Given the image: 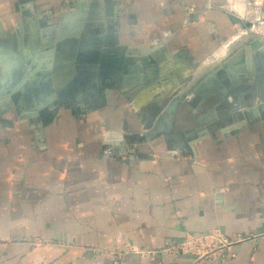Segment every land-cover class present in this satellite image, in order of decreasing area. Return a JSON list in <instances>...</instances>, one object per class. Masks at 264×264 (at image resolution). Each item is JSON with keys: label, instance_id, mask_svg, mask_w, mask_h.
Listing matches in <instances>:
<instances>
[{"label": "crops", "instance_id": "obj_1", "mask_svg": "<svg viewBox=\"0 0 264 264\" xmlns=\"http://www.w3.org/2000/svg\"><path fill=\"white\" fill-rule=\"evenodd\" d=\"M0 23V264H264V237L218 263L128 250L264 234V54L245 49L264 41V4L0 0ZM67 41L103 43L85 88L106 90L103 110L53 113L82 98ZM34 83L50 95L29 100Z\"/></svg>", "mask_w": 264, "mask_h": 264}, {"label": "rangeland", "instance_id": "obj_2", "mask_svg": "<svg viewBox=\"0 0 264 264\" xmlns=\"http://www.w3.org/2000/svg\"><path fill=\"white\" fill-rule=\"evenodd\" d=\"M245 35H246V33L243 34V36H245ZM102 46H103L102 42H96V43L91 42V43H89V42L85 41V42H82L80 44V47H78L72 41L66 42L65 48L63 49V54H64L65 59L68 58L67 56H72L74 51L80 50L78 53V56L76 57L75 60L82 62V64L77 68L79 71L81 79L79 80V83L77 84V87H76L77 91H76L75 97H77V96L81 97L82 96V98H81V101L79 103L75 102V103H73V105H71V103L61 105L62 102L67 103L66 99H68V93H64L63 95L59 96L60 99H62L63 101L62 102L60 101L59 105L57 104L53 113L58 114L59 112H62V111L64 112V110L65 111L68 110L69 112H74L78 115V114H83V113L89 114L90 112H97V111L104 109V106L106 105V103L108 101V96H109L107 94L106 90L104 88H100V87H96V89L92 88L88 91L85 89V88H87L88 82H89L88 81V77H89L88 73L91 72V77L94 76L96 72H99L100 65H103L102 64V62H103L102 55L103 54L101 53V54H99V56L97 55L96 59L95 58L89 59V60L83 59V58L89 56V51H93V50L101 51ZM92 63H96V64L92 65ZM116 89L119 90V88H116ZM138 91H139L138 89H132V90L125 91L123 94H122V92L121 93L118 92V94L116 96L114 95V97L118 100H120V99L122 100V98H124L125 101L132 102L134 96L136 95V93ZM84 92L86 94H84ZM172 94H174V91H172V90H167V91H164L163 93H161L162 104H161V108H159V109L156 108L157 112H158V110L164 108L165 101H168V99L171 97ZM184 94L180 95V96H184ZM118 102L119 101H117V103ZM170 104L167 106V110H169L168 107L170 106ZM212 228H218V227H212ZM209 229H211V228H209ZM224 233L233 239L234 238H236V239L241 238L242 239L241 241L236 242L234 245L241 243V242L249 241V240H257L258 241L259 239L264 237V234L244 235L241 233H236L234 235H231V234L227 233L226 231H224ZM234 245L232 246V248L226 249V251L224 253V257L222 258V260L226 259L232 255V250H233ZM166 254H171V253H166ZM182 254H184V253H182ZM185 254H191V253H185ZM191 255H193L195 257L196 263H203V262L207 263L210 261V259H216L215 255H214V256L207 258V259L197 260V258H198L197 255H195V254H191ZM216 263H218L217 260H216Z\"/></svg>", "mask_w": 264, "mask_h": 264}, {"label": "built area", "instance_id": "obj_3", "mask_svg": "<svg viewBox=\"0 0 264 264\" xmlns=\"http://www.w3.org/2000/svg\"><path fill=\"white\" fill-rule=\"evenodd\" d=\"M255 5L264 4V0H252ZM188 12L194 13L195 7L188 6ZM241 238H231L227 236L221 228H211L199 233H189L182 240H167L158 249H143L141 247L130 246L129 251L148 255L152 258L156 254H182L191 253L197 255V260H203L215 255L217 261L224 257L226 249L241 241Z\"/></svg>", "mask_w": 264, "mask_h": 264}, {"label": "water", "instance_id": "obj_4", "mask_svg": "<svg viewBox=\"0 0 264 264\" xmlns=\"http://www.w3.org/2000/svg\"><path fill=\"white\" fill-rule=\"evenodd\" d=\"M230 20L234 24H241L243 28L251 27L253 23L251 21H244L240 16L236 15L235 13H229L228 14ZM0 31H3L2 25L0 23ZM246 51L248 52L249 55L253 53L254 50H258L260 53L264 54V41L261 40H256L247 43L246 45ZM25 60V59H24ZM177 107L174 108L176 110Z\"/></svg>", "mask_w": 264, "mask_h": 264}, {"label": "flooded vegetation", "instance_id": "obj_5", "mask_svg": "<svg viewBox=\"0 0 264 264\" xmlns=\"http://www.w3.org/2000/svg\"><path fill=\"white\" fill-rule=\"evenodd\" d=\"M68 58H66L65 60V64L67 65H70L71 68H74V69H77L81 64L82 62L81 61H78V60H73V58L71 56H67ZM94 57H85L83 59H86V60H89V59H93ZM26 71V70H25ZM39 83H34L33 85H31L32 87L30 89H28L26 92H25V96H27V98L29 100L31 99H35L36 101H40V99L46 94L47 96L50 95V91L48 90H45V89H36L38 86Z\"/></svg>", "mask_w": 264, "mask_h": 264}, {"label": "bare ground", "instance_id": "obj_6", "mask_svg": "<svg viewBox=\"0 0 264 264\" xmlns=\"http://www.w3.org/2000/svg\"><path fill=\"white\" fill-rule=\"evenodd\" d=\"M155 89V88H154ZM152 94H153V91L152 89H146V90H143L140 95H139V103L140 102H144L146 101L148 98L152 97Z\"/></svg>", "mask_w": 264, "mask_h": 264}]
</instances>
